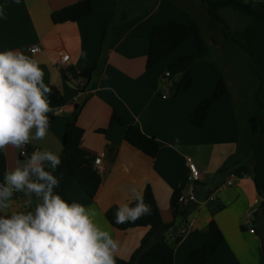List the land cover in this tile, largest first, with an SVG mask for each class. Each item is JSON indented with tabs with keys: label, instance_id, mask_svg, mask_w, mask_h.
<instances>
[{
	"label": "crops",
	"instance_id": "1",
	"mask_svg": "<svg viewBox=\"0 0 264 264\" xmlns=\"http://www.w3.org/2000/svg\"><path fill=\"white\" fill-rule=\"evenodd\" d=\"M81 1L85 0H0V126L8 167L0 202L4 223L16 222L34 199H44L39 185L43 180L28 177V171L58 163L68 119L76 105H83L78 117V126L85 132L81 147L102 158L103 183L96 198L90 200L65 174L59 220L52 223L43 215L38 217L61 264L73 260L91 264L99 251L129 260L149 229L119 231L110 225L106 213L118 207L133 219L130 205L147 187L152 189L163 222H175L176 229L169 238L176 264H192L189 255L204 245L212 221L219 225L224 240L209 264H264L260 219L255 218V225H260H253L255 233L246 224L248 213L259 210L262 197L251 164L236 159L240 113L231 92L214 103L203 128L190 121L196 108L215 94L222 77L220 69L206 61L195 65L194 86L173 99L171 89L180 76L166 80L165 73L179 58L198 51L195 40H188L147 69L153 28L174 20L203 26L198 18L207 14L205 8L192 7L188 0H128V11L123 12L128 19L118 36L110 38L91 80L64 81L62 69L81 71L98 60L104 30L116 21L117 0H91L92 15L76 23L52 22L54 12ZM238 1L264 7V0ZM226 12L222 11V16ZM233 16L245 32L264 76V23L250 24L241 16ZM208 28L212 29L202 28L208 45L223 47L220 29L213 21ZM215 38L217 43L213 42ZM35 46L40 52L33 55L30 50ZM60 53L70 56L68 65L60 66ZM52 86L64 98L65 105L60 108L50 104L48 91ZM3 95L17 96L22 104L6 108ZM45 115L54 116L47 128L41 127ZM114 115L154 138L160 145L157 158L151 159L130 146L125 140L126 128L111 125ZM24 146L28 155L22 158ZM189 164L201 174L195 195L202 204L182 203L191 212L175 221L170 206L173 194L180 191L189 198L193 192ZM232 174L236 176L234 184L227 186ZM14 188L19 190L17 195L12 193Z\"/></svg>",
	"mask_w": 264,
	"mask_h": 264
},
{
	"label": "trees",
	"instance_id": "2",
	"mask_svg": "<svg viewBox=\"0 0 264 264\" xmlns=\"http://www.w3.org/2000/svg\"><path fill=\"white\" fill-rule=\"evenodd\" d=\"M199 1L211 20L221 29V36L227 42L232 41L236 45H240L248 53L250 60L253 62L252 70L260 81L253 107L244 119L240 117V136L236 159L251 164L253 178L262 197L255 218H259L261 222L263 233L262 251L264 255V76L261 74L254 53L248 45L245 32L232 31L221 15L224 10H232L250 24L254 22L264 23V7L253 3L245 4L238 0ZM93 13L94 5L92 1L85 0L54 12L51 18L55 25H60L79 22ZM127 19L128 16L123 14L121 19L115 22L111 27V38L118 36L122 24ZM107 34L108 29L104 30L103 42L107 38ZM190 39L195 40L198 51L179 58L168 69L171 78L180 76L179 80L172 86V99L192 89L194 86L192 69L195 65L207 61L211 54L210 46L206 42L202 27L197 22L188 25L174 20L155 26L151 32L147 69L161 63ZM103 42L102 45H104ZM98 67L99 63L96 61L91 67L84 68L81 71L74 68H65L61 70V76L64 81L71 79L90 81ZM229 91L226 79L221 77L213 97L204 100L196 108L190 117V121L196 127L203 128L214 103L229 95ZM48 96L53 108H60L65 105L64 98L57 87H50ZM2 103L7 108L22 104V100L17 96L3 95ZM82 107L83 105H76L74 112L68 119L62 139V154L58 163L49 169L42 167L39 170L31 169L28 171V177L43 180L39 185L44 199H34L31 207L25 213H22L16 222L11 224L4 223L0 211V264H61L54 256L42 232L38 217L44 215L52 223L59 220L61 216L59 208L63 199L61 182L65 174H69L76 181L90 200L96 198L103 179L94 167L96 157L81 147L85 132L78 126V117ZM53 120V115H45L41 127H49ZM111 125L124 126L126 128L125 140L130 146L151 159L157 158L160 145L154 138L147 137L137 127L129 125L118 115L112 117ZM7 173V158L0 126V202L7 185ZM181 196V192L176 191L170 202L175 221L185 219L191 212L190 209L184 208L180 203ZM130 211L133 214V219L127 217L118 207H113L107 211L106 218L113 228L122 232L135 228L149 229L139 248L129 260L99 251L91 264H176L175 251L170 245L169 238V234L176 229L175 222L171 224L163 222L150 187H147L142 197L131 203ZM255 221L256 219H254V224ZM223 240L222 231L217 223L212 221L204 245L190 253V263L209 264ZM69 264L81 263L73 260Z\"/></svg>",
	"mask_w": 264,
	"mask_h": 264
},
{
	"label": "rangeland",
	"instance_id": "3",
	"mask_svg": "<svg viewBox=\"0 0 264 264\" xmlns=\"http://www.w3.org/2000/svg\"><path fill=\"white\" fill-rule=\"evenodd\" d=\"M183 1H186V0H183ZM192 1H193V4L191 3ZM187 2L189 3L188 5H191L192 7H195V8H199L202 5L199 0H188ZM117 5H118V9L115 6V9L117 10V12L115 13L116 14L115 22H118L121 19V14H123V12L128 11V7H129L128 0H117ZM202 8L204 9V6H202ZM225 11H227L226 12L227 14H224V16L227 18L226 22L230 26L231 30L234 32H242V30L240 29L239 23L235 19L232 18V17H235L233 16L235 14L237 15V17H239V14L233 12L232 10H225ZM206 15L203 18H201V16L199 15L198 20L200 24L202 23L203 26L201 25L200 26L204 30L206 28L207 30H210L212 28H208V24H209V21L212 22V20H207L209 17H207ZM224 16L222 17L224 18ZM114 24H112V26ZM215 27L219 28L217 24H215ZM205 32L207 34V31ZM220 33H221V29L219 30L218 34ZM212 35L214 37L217 36V35H214V32L212 33ZM110 36H111V28L108 30L107 38L105 39L104 42H103L104 37L103 36L101 37V41H100L101 44H100V47L98 48L99 55H98V60H97L99 64H100V59H102L103 57L105 49H107V44L111 38ZM221 38L224 42V45H223L224 48L218 47L216 45H213V46L210 45L211 54L209 58L207 59L206 63L214 66L216 69L218 68L220 69L221 76L226 79L229 85V90H230L229 92H231L230 95L233 100V103L238 109L240 113V117L244 119L247 113L249 112V110L253 107V104L255 101V94L258 90L260 81L256 73L252 70L253 62L250 60L248 53L245 52V50H243L240 47V45L238 44L236 45V43L232 41L227 42L223 36H221ZM208 39L211 42V38L208 37ZM215 39L216 41L214 40L213 42L217 43V41L219 40L217 38ZM102 42L104 43V45H102ZM219 49L222 51H220ZM259 202H258L257 207L261 205L259 204ZM212 204L213 203H210V205ZM30 207H31V204H30ZM59 211L60 213H62L60 208H59ZM25 212L26 211H24V213ZM253 225L256 226L255 224ZM259 226L260 225H257L256 227L258 228ZM261 231H262V228H261Z\"/></svg>",
	"mask_w": 264,
	"mask_h": 264
},
{
	"label": "built area",
	"instance_id": "4",
	"mask_svg": "<svg viewBox=\"0 0 264 264\" xmlns=\"http://www.w3.org/2000/svg\"><path fill=\"white\" fill-rule=\"evenodd\" d=\"M38 52H40V48L38 46H35L33 47L31 50H30V53L35 55L37 54ZM70 63V56L66 53H60V66H66ZM171 77V74L169 72H166L165 73V79H169ZM28 155V147L27 146H24L22 151H21V157H26ZM102 163H103V160L102 158H96L95 159V162H94V167L96 168V170L101 173L103 171L102 169ZM189 169H190V176H189V181L192 185V189H193V192L192 194L190 195L189 198H186L185 196H181L180 198V203H186V202H191V203H196V204H202L197 196L195 195V185L198 181H200L201 179V174H200V171L196 168L195 165L193 164H189ZM231 179L229 180V182L227 183V186H232L234 184V181H235V174H232ZM38 184V182L36 183ZM19 192V190L17 188H14L12 189V193L14 195H17ZM41 195V194H40ZM213 198L210 197L209 198V201H212ZM205 202H208V201H205ZM203 202V203H205ZM258 210H252L248 213L247 215V226L248 228L250 229V232L251 233H255V230L253 229V224H254V219H255V216L257 214Z\"/></svg>",
	"mask_w": 264,
	"mask_h": 264
}]
</instances>
